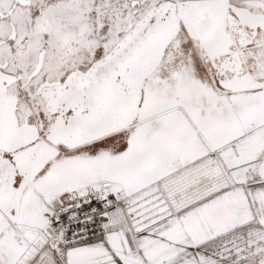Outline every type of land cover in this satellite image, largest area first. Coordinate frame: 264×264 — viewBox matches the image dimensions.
Returning a JSON list of instances; mask_svg holds the SVG:
<instances>
[{
    "label": "snow or ice",
    "instance_id": "snow-or-ice-1",
    "mask_svg": "<svg viewBox=\"0 0 264 264\" xmlns=\"http://www.w3.org/2000/svg\"><path fill=\"white\" fill-rule=\"evenodd\" d=\"M0 264H264V0H0Z\"/></svg>",
    "mask_w": 264,
    "mask_h": 264
}]
</instances>
